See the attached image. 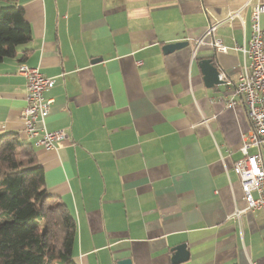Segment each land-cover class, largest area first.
<instances>
[{
    "label": "crops",
    "instance_id": "1",
    "mask_svg": "<svg viewBox=\"0 0 264 264\" xmlns=\"http://www.w3.org/2000/svg\"><path fill=\"white\" fill-rule=\"evenodd\" d=\"M258 4L18 0L32 39L0 62V136L35 143L24 132L19 66L54 78L45 126L74 145L34 146L48 191L76 220V264H173L182 244L189 258L179 264H264V209L231 218L246 208L233 166L251 128L234 95L249 58L235 47L248 48ZM234 11L242 18L215 33L227 53L191 45L164 54ZM211 57L225 83L207 88L199 62ZM230 100L237 105L228 108Z\"/></svg>",
    "mask_w": 264,
    "mask_h": 264
},
{
    "label": "trees",
    "instance_id": "2",
    "mask_svg": "<svg viewBox=\"0 0 264 264\" xmlns=\"http://www.w3.org/2000/svg\"><path fill=\"white\" fill-rule=\"evenodd\" d=\"M31 39L18 0H0V62ZM76 239V220L48 191L34 144L17 133L1 135L0 264H76Z\"/></svg>",
    "mask_w": 264,
    "mask_h": 264
},
{
    "label": "built area",
    "instance_id": "3",
    "mask_svg": "<svg viewBox=\"0 0 264 264\" xmlns=\"http://www.w3.org/2000/svg\"><path fill=\"white\" fill-rule=\"evenodd\" d=\"M241 11L229 13L222 22L210 23L201 36L188 39L194 46L195 52L202 47H211L216 53H227L229 48L215 37L217 28L225 24H233L242 18ZM264 14V4L255 5L251 12V38L248 48L237 46L249 58V64L239 75L238 83L234 86V95L242 98L251 124L250 130L242 136L240 152L242 157L233 166L235 174L240 180L243 199L246 208L236 210L231 218L240 222L241 217L248 213L264 209V28L260 24V17ZM142 63L139 62L138 65ZM18 73L26 79L27 106L22 111L24 132L34 145L45 149H58L63 146H73L65 130L50 132L45 126V120L50 114L52 99H46L45 91L55 85L54 78L43 75L38 67L21 64ZM221 79L222 76L220 75ZM237 105V101L230 100L228 108Z\"/></svg>",
    "mask_w": 264,
    "mask_h": 264
},
{
    "label": "water",
    "instance_id": "4",
    "mask_svg": "<svg viewBox=\"0 0 264 264\" xmlns=\"http://www.w3.org/2000/svg\"><path fill=\"white\" fill-rule=\"evenodd\" d=\"M191 46L189 41H178L164 45V54L173 53L174 51L187 48ZM199 66L203 75L204 84L207 88H213L217 85H222L225 81L220 78V71L218 67L214 64L212 57L203 58L199 62ZM175 253L172 257L173 264H179L186 261L189 258V252L187 246L182 244L174 249ZM117 264H132L131 259H123L117 261Z\"/></svg>",
    "mask_w": 264,
    "mask_h": 264
}]
</instances>
